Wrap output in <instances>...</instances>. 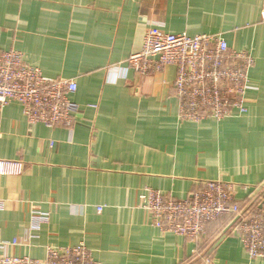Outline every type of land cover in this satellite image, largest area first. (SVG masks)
I'll use <instances>...</instances> for the list:
<instances>
[{
	"label": "crops",
	"instance_id": "0c3cea01",
	"mask_svg": "<svg viewBox=\"0 0 264 264\" xmlns=\"http://www.w3.org/2000/svg\"><path fill=\"white\" fill-rule=\"evenodd\" d=\"M150 27L251 51L249 112L180 121L176 69L128 67ZM10 50L76 81L81 110L72 129L31 125L17 102L0 111V161L24 165L0 174V241H19L12 255L44 260L49 246L84 243L100 264H264L233 233L235 216L209 224L198 245L163 233L139 198L153 189L186 200L222 181L236 185L241 209L264 204V0H0V51ZM34 210L47 217L38 229Z\"/></svg>",
	"mask_w": 264,
	"mask_h": 264
},
{
	"label": "built area",
	"instance_id": "2783aa9c",
	"mask_svg": "<svg viewBox=\"0 0 264 264\" xmlns=\"http://www.w3.org/2000/svg\"><path fill=\"white\" fill-rule=\"evenodd\" d=\"M256 59L249 50H234L222 35H174L162 28L150 27L142 51L128 60L129 69L141 76L176 69L174 90L179 100V119L199 124L218 122L246 115L250 75ZM74 80L53 79L28 65L25 54L0 51V111L10 103L23 107L31 125L72 129L80 108L71 100L77 93ZM20 161H0V174L20 175ZM186 200H177L160 191L148 189L140 195V207L148 212L153 225L163 233H173L195 241L206 238L209 224L226 216H235L233 233L240 239L248 257L264 263V204L248 198L246 209L236 203L235 184L222 181L203 182ZM258 201V202H257ZM103 208H99L101 213ZM33 228L47 221L32 212ZM18 240L0 241V264H100L84 243L77 246H49L44 260L18 257L9 251Z\"/></svg>",
	"mask_w": 264,
	"mask_h": 264
},
{
	"label": "water",
	"instance_id": "95a60500",
	"mask_svg": "<svg viewBox=\"0 0 264 264\" xmlns=\"http://www.w3.org/2000/svg\"><path fill=\"white\" fill-rule=\"evenodd\" d=\"M236 221H237V219H236Z\"/></svg>",
	"mask_w": 264,
	"mask_h": 264
}]
</instances>
